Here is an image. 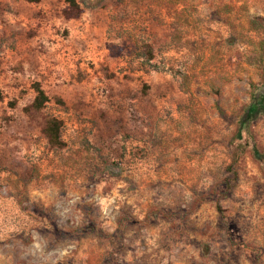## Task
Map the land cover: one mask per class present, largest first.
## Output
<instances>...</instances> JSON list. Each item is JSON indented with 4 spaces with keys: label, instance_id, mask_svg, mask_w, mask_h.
<instances>
[{
    "label": "rangeland",
    "instance_id": "rangeland-1",
    "mask_svg": "<svg viewBox=\"0 0 264 264\" xmlns=\"http://www.w3.org/2000/svg\"><path fill=\"white\" fill-rule=\"evenodd\" d=\"M0 264H264V0H0Z\"/></svg>",
    "mask_w": 264,
    "mask_h": 264
},
{
    "label": "trees",
    "instance_id": "trees-1",
    "mask_svg": "<svg viewBox=\"0 0 264 264\" xmlns=\"http://www.w3.org/2000/svg\"><path fill=\"white\" fill-rule=\"evenodd\" d=\"M70 1H74V0H70ZM33 90L35 92V96L33 97L31 103H30V107L33 110H40L44 104V102L47 100V95L45 94L44 89L41 87L39 82H34L33 85ZM61 125V121L56 118V117H49L46 122H45V126L43 129V132L45 134V136L48 139V142L51 145H57V146H62L63 142L60 139V135H59V128Z\"/></svg>",
    "mask_w": 264,
    "mask_h": 264
}]
</instances>
